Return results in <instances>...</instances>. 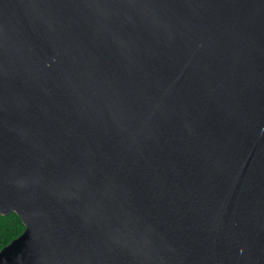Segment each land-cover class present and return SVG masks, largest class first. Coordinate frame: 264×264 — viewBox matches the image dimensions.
<instances>
[{
    "label": "water",
    "instance_id": "water-1",
    "mask_svg": "<svg viewBox=\"0 0 264 264\" xmlns=\"http://www.w3.org/2000/svg\"><path fill=\"white\" fill-rule=\"evenodd\" d=\"M0 264H264V0H0Z\"/></svg>",
    "mask_w": 264,
    "mask_h": 264
},
{
    "label": "trees",
    "instance_id": "trees-1",
    "mask_svg": "<svg viewBox=\"0 0 264 264\" xmlns=\"http://www.w3.org/2000/svg\"><path fill=\"white\" fill-rule=\"evenodd\" d=\"M26 226L18 213L4 215L0 213V251L14 239L19 237Z\"/></svg>",
    "mask_w": 264,
    "mask_h": 264
}]
</instances>
